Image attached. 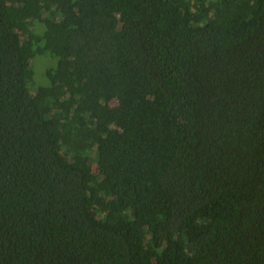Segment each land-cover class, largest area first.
<instances>
[{
	"label": "trees",
	"instance_id": "1",
	"mask_svg": "<svg viewBox=\"0 0 264 264\" xmlns=\"http://www.w3.org/2000/svg\"><path fill=\"white\" fill-rule=\"evenodd\" d=\"M0 264H264V0H0Z\"/></svg>",
	"mask_w": 264,
	"mask_h": 264
},
{
	"label": "rangeland",
	"instance_id": "2",
	"mask_svg": "<svg viewBox=\"0 0 264 264\" xmlns=\"http://www.w3.org/2000/svg\"><path fill=\"white\" fill-rule=\"evenodd\" d=\"M34 66H35V71H36V81L38 82V84H45V82H46V79L44 76L45 64L43 63V61L41 59H38L35 62Z\"/></svg>",
	"mask_w": 264,
	"mask_h": 264
}]
</instances>
